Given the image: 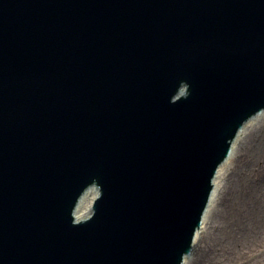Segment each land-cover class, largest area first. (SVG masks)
<instances>
[{
  "label": "water",
  "instance_id": "1",
  "mask_svg": "<svg viewBox=\"0 0 264 264\" xmlns=\"http://www.w3.org/2000/svg\"><path fill=\"white\" fill-rule=\"evenodd\" d=\"M262 108L264 0H0V264H181Z\"/></svg>",
  "mask_w": 264,
  "mask_h": 264
},
{
  "label": "bare ground",
  "instance_id": "2",
  "mask_svg": "<svg viewBox=\"0 0 264 264\" xmlns=\"http://www.w3.org/2000/svg\"><path fill=\"white\" fill-rule=\"evenodd\" d=\"M263 111L244 122L218 166L208 204L194 233L193 254L185 255L181 264H239L242 254L245 258L254 255L255 264H264ZM95 196L94 188L86 189L74 209L76 219L90 214Z\"/></svg>",
  "mask_w": 264,
  "mask_h": 264
},
{
  "label": "rangeland",
  "instance_id": "3",
  "mask_svg": "<svg viewBox=\"0 0 264 264\" xmlns=\"http://www.w3.org/2000/svg\"><path fill=\"white\" fill-rule=\"evenodd\" d=\"M261 115H264V111L261 113ZM260 116V114L258 115V116H256L255 118H257V121H259V117ZM227 161V160H226ZM225 161V165H224V168H226V166H227V162ZM224 170V169H223ZM222 172V171H221ZM220 177H221V175H220ZM218 180H219V178H218ZM212 200H213V198H212ZM212 203V201L210 202V204ZM207 246H211V243H209ZM206 252H207V250H206ZM208 253V252H207ZM244 254H242V260L239 262V264H255V262H253L255 259H253L255 256L254 255H251V258L250 257H244L243 256ZM190 257V255L188 256V258ZM257 264H261V263H257Z\"/></svg>",
  "mask_w": 264,
  "mask_h": 264
}]
</instances>
